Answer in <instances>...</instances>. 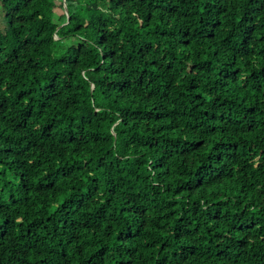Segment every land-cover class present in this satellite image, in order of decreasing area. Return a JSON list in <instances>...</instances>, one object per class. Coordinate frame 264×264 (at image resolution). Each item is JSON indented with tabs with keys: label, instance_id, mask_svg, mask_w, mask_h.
Wrapping results in <instances>:
<instances>
[{
	"label": "trees",
	"instance_id": "1",
	"mask_svg": "<svg viewBox=\"0 0 264 264\" xmlns=\"http://www.w3.org/2000/svg\"><path fill=\"white\" fill-rule=\"evenodd\" d=\"M0 2V264H264V0Z\"/></svg>",
	"mask_w": 264,
	"mask_h": 264
},
{
	"label": "rangeland",
	"instance_id": "2",
	"mask_svg": "<svg viewBox=\"0 0 264 264\" xmlns=\"http://www.w3.org/2000/svg\"><path fill=\"white\" fill-rule=\"evenodd\" d=\"M57 13H58V10H57ZM7 35H8V23L6 21L2 3L0 2V36L6 37Z\"/></svg>",
	"mask_w": 264,
	"mask_h": 264
},
{
	"label": "water",
	"instance_id": "3",
	"mask_svg": "<svg viewBox=\"0 0 264 264\" xmlns=\"http://www.w3.org/2000/svg\"><path fill=\"white\" fill-rule=\"evenodd\" d=\"M63 6H64V8H65V10L67 12L65 0H63Z\"/></svg>",
	"mask_w": 264,
	"mask_h": 264
}]
</instances>
